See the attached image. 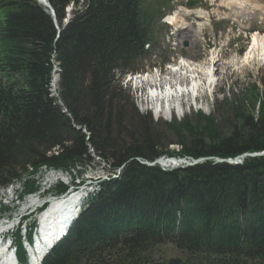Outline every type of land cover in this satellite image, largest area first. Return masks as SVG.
<instances>
[{"label":"trees","instance_id":"16d2710c","mask_svg":"<svg viewBox=\"0 0 264 264\" xmlns=\"http://www.w3.org/2000/svg\"><path fill=\"white\" fill-rule=\"evenodd\" d=\"M144 1L48 0L56 25L38 0H0V188L44 165L89 166L91 147L124 166L122 175L44 264H264V156L215 161L264 151V91L254 84L217 101L213 115L165 122L178 137L170 150L161 122L140 113L121 84L153 45ZM55 66L63 107L51 96ZM161 156L209 159L170 171L138 160ZM35 190L29 181L26 192ZM15 240L25 260L19 233ZM164 244L185 258L164 256Z\"/></svg>","mask_w":264,"mask_h":264},{"label":"rangeland","instance_id":"374dc122","mask_svg":"<svg viewBox=\"0 0 264 264\" xmlns=\"http://www.w3.org/2000/svg\"><path fill=\"white\" fill-rule=\"evenodd\" d=\"M198 1L199 4L194 7H187L188 0L144 1L145 9L153 15L154 36L153 47L151 48L152 58L143 62L142 67L145 68L150 63L160 65L165 58L173 61L183 56L179 66L175 67L177 71H180V68L189 62L194 63V65H201L206 71L211 68L213 75L211 81L208 78L202 80L198 91L188 90L184 86L174 87L171 93L173 95L171 100L173 101L170 102L174 109L172 115L158 113L160 109L165 107V102L161 96L153 98V93L157 94L158 91L152 86L151 89L154 90L151 94L148 86L140 83L141 78L137 77L136 80L127 82V77H125L122 78L121 83L125 89L130 91L140 113H151L155 122H161L159 131L166 135L167 141L173 143L169 145L170 150L179 149L178 137L172 132H167L165 122H171L174 118L177 121H182L185 117L194 118L197 113L213 115L216 112L217 101L223 102L226 98L233 99L236 94L240 96L254 84H257L260 90L264 91V58L259 63H251L247 61L246 57L252 56L249 52L251 51L254 33H264V0H236V3L233 4L225 3L223 0ZM196 11L204 14L198 15ZM170 14H173L172 16L178 15L177 25L169 26L165 23ZM183 25H187L191 29L180 30L179 27ZM190 30H195L201 35V38L194 45H191L187 39H181L182 36L193 32ZM183 33L184 35H182ZM184 41H187L188 45H185ZM213 59H216V64H214L216 66L210 67ZM170 71L166 69L161 77L157 73L151 77L157 76L158 83H160ZM183 71L187 74L186 69ZM144 77L149 78L150 76ZM58 81H60V75ZM165 88L163 87L164 90ZM163 89L160 90L163 91ZM54 90L60 91V85L56 86ZM195 95L197 96L196 101H194ZM179 107L184 109V116L176 114ZM178 158L182 157L176 159ZM216 162L219 163V161ZM110 166L111 163H104L95 159L88 168L79 166L71 173L68 171L53 172V176H50L52 173L49 172L45 176L43 171L38 175L26 177L27 181L24 180L21 184L15 183L12 188H0V219L14 216L19 218L22 213L26 212L25 207L29 195L25 192L29 181L34 182L36 186L39 184L38 188L42 193L45 190H50L56 182L61 181L59 179L63 178L62 175H65L63 181L67 182L69 177H73V175L83 174L82 176L86 178L100 175L107 170L111 171ZM44 170L46 171L45 168ZM80 177L79 179H81ZM18 196L24 197V199L18 202ZM21 210H23L22 213ZM157 249L164 256L185 258V254L171 244L161 245ZM20 259L25 262L21 253Z\"/></svg>","mask_w":264,"mask_h":264},{"label":"bare ground","instance_id":"6f19581e","mask_svg":"<svg viewBox=\"0 0 264 264\" xmlns=\"http://www.w3.org/2000/svg\"><path fill=\"white\" fill-rule=\"evenodd\" d=\"M225 3L228 4H233L236 3V0H223ZM197 14L201 15L204 14L203 12H197ZM178 16L174 15V16H169L168 20L169 22L176 24ZM180 20V19H179ZM177 25V24H176ZM200 38V34L196 31H193L192 33H189V35H184L181 37L182 40L187 39L189 41V43L191 45H194L195 42ZM253 43L251 46V51L249 52L250 54H252V56H246L247 57V61L248 62H260L262 58H264V35L260 34V33H255L253 35ZM248 53V54H249ZM216 64V59H213L212 64H210V67L216 66L214 65ZM179 66V65H178ZM176 67V66H175ZM173 67L171 69V71L168 73L167 77L160 83L159 79L156 77H138L141 78L140 79V83H143L144 85L146 84L147 86H153L155 87L156 91L159 92V89H163V87H166L164 91H160V93L157 92V94H155V92L153 93V98H156L155 96H161V98L163 99V101L165 102V107H163L162 109H160V114H167V115H172L174 113V109L171 105V98H173L172 93V89L174 87H187L188 90H192V91H198V89L200 88V84L202 82V80L204 79H209V81H211V79L213 78L212 75V70L211 68L208 69V71L205 70V68L201 65H194V63H187L184 65V67L180 68V71H177L176 68ZM216 68V67H215ZM187 70V74L184 73L183 70ZM56 79V76H55ZM53 81L54 86H57V80ZM159 84V86H158ZM186 89V88H185ZM161 99V100H162ZM159 111V110H158ZM184 109L182 107L178 108V111L176 112V114H180L182 116H184ZM67 114V113H66ZM94 150V149H93ZM165 162V161H163ZM172 164H175L176 161H169ZM164 164V163H163ZM168 165V163H167ZM49 176V175H48ZM51 176V175H50ZM26 180V177H23L22 181ZM21 181V182H22ZM27 181V180H26ZM21 182H19V184H21ZM40 194V193H39ZM40 201V197L38 195L36 196H29L28 201H27V205L25 207V211H29V209L33 208L36 209V207L39 205ZM77 204V197H70L68 200L66 201H62L59 206H55L53 207L51 210L56 211V208H62L64 211H71L72 208L76 207ZM65 206V207H64ZM55 209V210H54ZM50 212H48L45 216V220H44V224L46 227V230L43 232L42 234V239L40 240L39 246H38V250H33L32 251V263L31 264H37L40 260V255L41 252L44 250V246L45 243H50L51 240H53V238H55L57 236V234L61 233L64 230V227H62L63 225V220L61 221H57L56 218H53L52 216H50ZM63 218V217H61ZM7 244H2V247L0 248V264H16V259L15 256L13 255V253H11L8 249H7Z\"/></svg>","mask_w":264,"mask_h":264},{"label":"water","instance_id":"95a60500","mask_svg":"<svg viewBox=\"0 0 264 264\" xmlns=\"http://www.w3.org/2000/svg\"><path fill=\"white\" fill-rule=\"evenodd\" d=\"M40 2H42L44 5H46L47 7H49L50 8V4L48 3V1L47 0H39ZM51 11H52V13H54V11H53V9L51 8ZM69 23V20L67 21V24ZM56 74H57V78L59 79V74H60V70L59 69H57L56 70ZM261 155H263V153H253V154H251V153H245V154H242V155H239L237 158H235V159H233V160H231V162H241L242 161V159H244L246 156H261ZM201 159H199V160H194L193 161V163H197V162H199ZM218 161H223V159H217ZM158 161H163V159H159ZM164 161H167V160H164ZM180 161H182V160H180ZM150 165H152V163H149Z\"/></svg>","mask_w":264,"mask_h":264},{"label":"built area","instance_id":"2783aa9c","mask_svg":"<svg viewBox=\"0 0 264 264\" xmlns=\"http://www.w3.org/2000/svg\"><path fill=\"white\" fill-rule=\"evenodd\" d=\"M49 173H52V174H50V175L53 176V172H49Z\"/></svg>","mask_w":264,"mask_h":264}]
</instances>
